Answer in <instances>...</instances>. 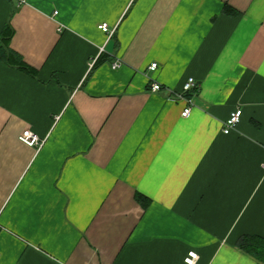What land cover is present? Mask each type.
Returning <instances> with one entry per match:
<instances>
[{
	"label": "crops",
	"instance_id": "crops-1",
	"mask_svg": "<svg viewBox=\"0 0 264 264\" xmlns=\"http://www.w3.org/2000/svg\"><path fill=\"white\" fill-rule=\"evenodd\" d=\"M8 25L35 75L0 51V264H257L264 0H0Z\"/></svg>",
	"mask_w": 264,
	"mask_h": 264
},
{
	"label": "built area",
	"instance_id": "built-area-1",
	"mask_svg": "<svg viewBox=\"0 0 264 264\" xmlns=\"http://www.w3.org/2000/svg\"><path fill=\"white\" fill-rule=\"evenodd\" d=\"M18 2H19V5H21L25 3V0H18ZM99 29H101L105 33L111 34V31L109 30V27L106 24L100 25ZM95 62L93 61L91 63V66H94ZM120 66H121V62L116 61L113 65V68H118ZM157 68H158V64L153 63L149 69L151 71H155ZM199 87H200L199 83L194 78H189L183 86L182 93L178 95L177 98H181V99L182 98L185 99L189 97L188 103L190 104L182 112L183 118H188L190 116L191 111H192V103H191L190 97L199 90ZM151 88L153 92H158L162 89L161 85L157 82H153L151 84ZM241 115H242L241 110H237L231 114V117L224 124L223 132L225 134H229L231 131L236 129L237 125L240 122ZM19 140L25 145L35 148L37 151L40 150L45 144V140L41 139L36 133L31 131L30 129H26L25 131H23V133L19 137ZM197 258H198L197 254L194 252H191L189 253L188 257L185 259V262L187 264H195Z\"/></svg>",
	"mask_w": 264,
	"mask_h": 264
},
{
	"label": "trees",
	"instance_id": "trees-1",
	"mask_svg": "<svg viewBox=\"0 0 264 264\" xmlns=\"http://www.w3.org/2000/svg\"><path fill=\"white\" fill-rule=\"evenodd\" d=\"M12 36L13 30L8 25L4 29L0 37V51L2 60L34 76V71L23 62L22 58L19 55H17L10 49L9 42ZM102 62H104L102 60V56H99L91 71L97 68ZM238 247L245 253H248L249 255L254 257L257 260V264H264V238L257 236L243 237L240 239Z\"/></svg>",
	"mask_w": 264,
	"mask_h": 264
}]
</instances>
